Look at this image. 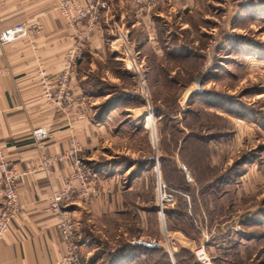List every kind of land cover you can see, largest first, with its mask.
I'll return each instance as SVG.
<instances>
[{
    "label": "crops",
    "instance_id": "0c3cea01",
    "mask_svg": "<svg viewBox=\"0 0 264 264\" xmlns=\"http://www.w3.org/2000/svg\"><path fill=\"white\" fill-rule=\"evenodd\" d=\"M154 1V6L146 8L134 0H107L108 8L101 10L83 47L82 59L79 60L75 74L70 80V91L75 99L81 97V100L79 105L72 109L74 118L69 120L62 110L48 105L41 95L38 80L40 71L48 74L61 71L64 55L74 43L75 32L60 13L59 0H0V30L20 22H38L40 25L39 31L34 34L4 45L0 44V141L10 163L17 169L28 170L27 175L22 177L18 184L21 210L0 241V264H59L63 247L55 225L51 198L69 182L73 173V161L71 157H67L55 162L52 173L47 175L40 169L41 154L47 156L63 154L70 149L73 139L80 146L76 158L95 171L97 176L95 184L100 191L99 196L93 198H83L74 192L71 203L64 208L76 225L80 259L83 264L135 263L128 260L117 263V259L107 257L118 248L119 235L123 241L134 242L135 238L130 237L127 232L129 230L130 233L134 216L138 218L140 228H143L147 222L146 212L143 211L146 208L137 211L133 209L128 196L131 187L120 188L111 167L98 161L97 153L105 144V138L111 130L104 127L103 123L106 122L104 120L115 112L106 110V102L112 91L101 92L87 77L82 65L87 60V64L92 68L96 58H99V61L109 56L116 58L115 44L118 33L126 34L128 41L136 47L147 64L154 55L161 58L169 54V52L164 54L167 50L173 55H178L179 47L166 43V34L171 32V35H177L178 41H181L184 38L182 34L176 29L171 31V28L179 25V30L187 27L192 29L193 25L195 29H202L199 25L195 27L194 19L202 12L200 8L211 7L208 5L209 0ZM236 3L238 9L234 11L232 26H229L227 19H222L215 26L216 28L222 26V30L219 31L221 35L219 32L214 34L211 31L214 29L212 27L209 31L206 30L209 34L196 30L199 36L190 40L186 48L189 52V63L195 65L196 72H214L215 56L221 52L225 55L230 53V47H227L226 43L225 52L219 50L220 48L215 49V46L233 33L235 23L241 21L243 17L245 11L243 3L240 0ZM254 11L259 14L258 18L264 24V5L261 4L259 7L254 5ZM225 14L222 18L227 17ZM200 15L205 16L202 21L209 22L206 20V14ZM84 23L85 21L79 23L78 28H82ZM200 38L206 40L204 46L198 45L201 43ZM258 40L257 67H260L264 64V40ZM228 61L230 64L238 63L233 62L232 58H228ZM194 82L197 90L203 88L197 78H194ZM257 89L258 95L264 98V84L257 85ZM241 108L242 115L239 114L237 118L244 121L236 130L246 131L248 136L250 134L248 130L257 123V133L263 137L257 139V143H264V109H257L256 114L248 108ZM224 115L234 122L235 115L230 113ZM245 121L252 126L244 128ZM37 128H44L47 131V138L41 141L42 147L39 145L40 141L33 135ZM249 166L251 167L242 175L239 182L242 187L240 194L244 197L249 193L252 186L249 173L256 167L257 208H264V147L260 146L257 161ZM127 172L129 170L122 176ZM142 174L144 173L137 174L134 181L131 174L129 177L132 182H136L144 178ZM130 184L132 186L133 183ZM2 207L0 185V211ZM148 212L153 216L150 211ZM241 223L230 230L240 231ZM138 238L140 241L156 240L155 238L148 240L142 236ZM157 241L158 246L163 247L159 240Z\"/></svg>",
    "mask_w": 264,
    "mask_h": 264
},
{
    "label": "rangeland",
    "instance_id": "374dc122",
    "mask_svg": "<svg viewBox=\"0 0 264 264\" xmlns=\"http://www.w3.org/2000/svg\"><path fill=\"white\" fill-rule=\"evenodd\" d=\"M236 2L237 0H209L208 5L211 7L200 8L202 12L194 19L195 27L199 25L202 29H195L192 25V29L187 27L179 30V25H176L171 31L176 29L184 38L178 41L177 35H171L170 32L165 36L166 43L181 50L183 46L188 47L192 38L199 36L196 30L209 34L206 30L214 27L211 31L217 34L222 26H215L222 19H227L229 26H232L234 11L238 9ZM240 2L246 5L243 17L235 23L233 33L225 38L230 53L225 55L219 51L221 53L214 60V72L205 74L203 71L207 75L203 88L216 93L224 106L231 105L237 112L244 107L257 114V109H264V98L257 93V85L264 84V73L257 67V39L264 40V24L254 11V5L259 7L264 4L258 0ZM201 13L207 15L206 20L209 22L202 21L205 16L200 15ZM224 14L226 18H222ZM199 40L201 43L198 45L204 46L206 40ZM184 50L188 52L187 49ZM166 52L171 53L167 50L164 54ZM140 57L142 58L141 54ZM228 58L238 63L230 64ZM98 59H95L92 68L87 60L82 67L92 83L94 79L102 78V90L106 89L103 93L111 90L108 100H115L116 104L111 109L115 110L114 114L103 123L104 127L111 130L97 153L98 161L111 167L120 188L131 187L128 196L133 209L137 211L153 203L159 207L157 218L143 210L147 216L143 228H140L141 224L134 216L132 231L129 233L126 230L129 236H142L148 240L155 238L170 255L181 248L185 249L182 256L187 264H257V248L252 247L249 240L242 239L236 248V239H228L227 236L231 228L257 211V168L249 173L252 186L244 197L240 194L242 187L239 183L243 174L236 175L241 174L244 169L245 172L249 170V165L253 163L238 162L244 156L257 157L260 146L264 147V143H257V139L263 138L257 133V123L253 127L245 121L244 128L252 126L247 136L246 131L236 130L244 121L237 118L239 115H235L234 122L228 121L224 116L214 113L224 115L221 108L209 107L200 101H189V95L197 87L194 82V77L198 75L196 67L188 60L178 61L169 54L161 58L154 55L148 64L143 60L147 74L148 102L154 117L147 120L149 110L145 107L146 100L138 93L141 88L136 80L116 58H111V61ZM171 77L177 80L176 83L171 82ZM189 103L193 104L187 108ZM186 109L189 112L183 115L182 112ZM161 111L164 112V117L158 115ZM195 113H198L199 123ZM214 125L221 133L231 127L232 135L209 143L196 141L192 136L187 137L191 132H211ZM184 138L186 141L182 143ZM161 153H164L166 159H172L164 161L163 167L158 160ZM148 157L156 159L155 165L142 174L144 178L132 182L139 174L142 161ZM180 166L185 170L182 169L179 173ZM127 170L129 172L122 176ZM130 174L133 176L132 181ZM222 175L224 179L234 176V182L232 180V183L220 184L217 179ZM159 180L162 188L159 187ZM130 183H133L132 186ZM161 205L163 211L160 209ZM164 209H171L173 213L168 215L164 213ZM121 239L123 238L119 235L117 242L120 243ZM209 240L212 243L206 247ZM229 245L230 252L225 250ZM237 250L240 252L237 253ZM200 254H205L207 262L202 261ZM254 255L253 260L251 258Z\"/></svg>",
    "mask_w": 264,
    "mask_h": 264
},
{
    "label": "built area",
    "instance_id": "2783aa9c",
    "mask_svg": "<svg viewBox=\"0 0 264 264\" xmlns=\"http://www.w3.org/2000/svg\"><path fill=\"white\" fill-rule=\"evenodd\" d=\"M134 1L144 5L146 8H151L155 4L154 0ZM58 8L75 32L74 43L64 55L61 71L55 74L40 71L38 80L41 95L48 105L62 110L67 119L71 120L74 118L72 109L79 105L81 97L75 99L73 96L69 86L70 80L75 74L79 60L82 59L85 42L89 39L101 10L108 8V2L107 0H59ZM83 21L85 23L79 29L78 25ZM39 27L38 22H20L9 25L0 30V44L4 45L16 39L34 34L39 31ZM115 46L116 59L139 84L141 90L138 93L146 100L145 107L149 110L148 113L152 112L146 89L147 74L145 63L140 57L139 51L128 41L125 33H118ZM259 70L264 73V64L259 67ZM82 115L83 113H81ZM33 135L40 141V147L43 146L41 141L48 136L44 128L35 129ZM79 150V143L73 139L70 149L63 154L56 156L41 154L40 169L47 175L52 173V167L55 162L67 157H71L73 161V173L69 182L63 189L56 191L51 198L52 212L56 220L55 225L63 247V255L59 264H83L79 255V242L76 236L75 222L64 208L71 203L74 192L77 193V196L83 198L98 197L100 193L95 184L97 179L95 171L76 158ZM27 173V169H17L10 163L0 141V185L3 196V207L0 211V241L9 231L12 221L21 210L18 184ZM159 187H163L160 180ZM160 209L163 211L162 205Z\"/></svg>",
    "mask_w": 264,
    "mask_h": 264
},
{
    "label": "trees",
    "instance_id": "16d2710c",
    "mask_svg": "<svg viewBox=\"0 0 264 264\" xmlns=\"http://www.w3.org/2000/svg\"><path fill=\"white\" fill-rule=\"evenodd\" d=\"M261 3L264 4V0H258ZM246 5H243V8H245ZM222 33L219 32V35H221ZM229 36V35H227ZM226 43V39L224 38V40H221L219 42V44H217L215 46V49H219V48H223L224 52L226 47L225 44ZM187 49L185 46H183L179 52L178 55H173L169 52V55H171L172 58L178 60V61H184V60H190L189 58V52H187ZM111 58H114L113 56H109L107 59L109 61H111ZM215 60V59H214ZM216 60L217 59L216 57ZM211 73V71H207L204 72L205 74L207 73ZM198 75L195 76L194 78H197L198 80H200L199 82L201 83V85L203 86V84L205 83V79L207 78V75H205L203 72H197ZM204 74V75H202ZM201 75L203 76V79L201 81ZM95 81L93 82L94 85L97 86V88H99L101 90V92L105 91L102 90V81H100L99 78L94 79ZM176 79L174 77H171V82L176 83ZM120 94H123L120 92ZM217 94L215 93H211L210 90H207L205 88H201L200 90L197 91H193L191 92V94L189 95V101H200L203 104L209 106V107H216V108H221L223 110L224 113H230L233 115H239L242 113L241 112H237L236 109H234L233 106L229 105V106H224L225 104L220 103V99L218 100L217 98ZM116 99H119V97H115ZM116 101H120V100H116ZM117 103V102H116ZM191 104L193 103H189L187 108L189 106H191ZM115 100L114 102H112L111 100H108L106 102V110H111L114 106H115ZM188 109H186L185 111L182 112L183 115H187L189 111H187ZM215 114H217L218 116H224L226 118V120H228V118L225 115H222V113H218V112H214ZM198 113H195V118H197ZM159 116H165L164 112H159L158 114ZM198 121V118L197 120ZM229 121V120H228ZM199 123V121L197 122ZM211 132L208 131L203 132V133H190L189 135H187V137L192 136L194 139H196V141H207V143H209L212 140H216L218 138H222V137H229L230 135H232L233 129L227 128L225 132L221 133V131H218L216 129V126L214 125V127L212 129ZM204 131V130H203ZM210 132V133H209ZM186 139L184 138L182 143L185 142ZM179 150V149H178ZM175 155V154H174ZM173 155V156H174ZM257 157L254 156H250V157H243V159L238 162V163H242V164H246V163H250V162H254ZM160 161V166L163 167V162L166 160H172L171 158L166 159V157L164 156V153H161L160 158L158 159ZM175 160V159H174ZM143 165H141V167L139 168V173L141 174L142 172H146V170H149L151 168H153V166L156 163V159H154L153 157H148L146 160L142 161ZM185 170V168L183 166L178 167V172L180 173V170ZM244 171L241 172V174H236V175H242L244 174ZM235 176V174H234ZM227 177L226 179L223 178V175L220 176L217 180L220 184H229L232 183V180L234 182V178L235 177ZM164 178V177H163ZM146 210L150 211L153 215V217L157 216L159 207L157 204L153 203L151 206L149 207H145ZM164 213L170 215V213H173V210L169 209H164ZM157 218V217H156ZM155 218V219H156ZM242 225V229L240 231H231L229 230L227 232V236L228 239H230L231 237L233 238V240L236 239V241H234L236 243V248L238 247L237 244H240L242 241V239H244L245 241L249 240L252 247L257 248V264H264V208H257V211L253 212L249 217H246L244 219V221H242L241 223ZM248 228V231H247ZM132 231V230H130ZM134 242H126L123 241L122 239L119 240V246L117 249H115L110 256H107L109 259L113 258L114 260L117 259V263L118 262H123L125 260H128L130 262H135L134 264H187V262L185 261V257L182 256V251H185V249L181 250H177L173 252V255H170L165 249L164 247H160L158 245L156 246H148L146 244H144L142 241L139 240V238L137 236H133ZM238 242V243H237ZM212 242L207 241V245L206 247H209ZM250 246V245H249ZM230 248L231 245L226 246L225 250H228V252H230ZM232 250V254H233ZM240 252L239 250H237V253ZM238 258L240 257V255L235 254ZM256 255V253H255ZM252 256L251 259L255 258ZM123 260V261H122ZM254 260V259H253ZM241 264V263H239Z\"/></svg>",
    "mask_w": 264,
    "mask_h": 264
},
{
    "label": "bare ground",
    "instance_id": "6f19581e",
    "mask_svg": "<svg viewBox=\"0 0 264 264\" xmlns=\"http://www.w3.org/2000/svg\"><path fill=\"white\" fill-rule=\"evenodd\" d=\"M152 114V112H150L149 114H148V116H147V120H150V119H153L154 117H153V115H151ZM154 133V132H153ZM200 251V250H199ZM200 257H201V259H202V261L203 262H207V257L205 256V254H200ZM208 263V262H207Z\"/></svg>",
    "mask_w": 264,
    "mask_h": 264
},
{
    "label": "water",
    "instance_id": "95a60500",
    "mask_svg": "<svg viewBox=\"0 0 264 264\" xmlns=\"http://www.w3.org/2000/svg\"><path fill=\"white\" fill-rule=\"evenodd\" d=\"M144 244L148 245V246H156L158 245V241L157 240H152V241H142Z\"/></svg>",
    "mask_w": 264,
    "mask_h": 264
}]
</instances>
